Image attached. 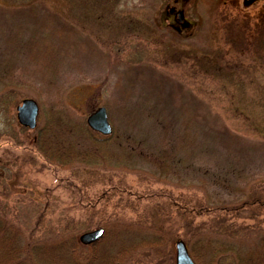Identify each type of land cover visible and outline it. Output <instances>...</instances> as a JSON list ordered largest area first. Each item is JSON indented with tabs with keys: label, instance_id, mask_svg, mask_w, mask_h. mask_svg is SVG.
<instances>
[{
	"label": "rangeland",
	"instance_id": "374dc122",
	"mask_svg": "<svg viewBox=\"0 0 264 264\" xmlns=\"http://www.w3.org/2000/svg\"><path fill=\"white\" fill-rule=\"evenodd\" d=\"M25 98L39 105L35 129L17 119ZM102 106L107 161L66 168L39 154L38 127L88 126ZM256 196L264 0H0V218L21 244L107 226L132 247L125 264H176L180 239L196 264H238L264 245V205L223 207Z\"/></svg>",
	"mask_w": 264,
	"mask_h": 264
},
{
	"label": "trees",
	"instance_id": "16d2710c",
	"mask_svg": "<svg viewBox=\"0 0 264 264\" xmlns=\"http://www.w3.org/2000/svg\"><path fill=\"white\" fill-rule=\"evenodd\" d=\"M38 128L35 146L39 154L50 163L68 168L81 163L86 165L103 163L107 158L102 149L111 135L98 138L85 124H75L65 118L48 121ZM256 203L263 206L264 200L256 196L235 208H223L227 209L226 211H235ZM8 223L0 218V264H125L126 255L132 249L125 240L116 237L118 233L116 230L110 231L106 225L104 236L91 244L89 252H84L81 249V242L71 233L62 232V235L58 234L59 236L54 239L50 237L33 243L27 240L21 244L22 233L13 230L14 227H10ZM261 241L264 242L263 239ZM191 250H189L191 255L195 254ZM255 250L256 252L248 250L246 253L237 252L236 262L264 264V245H255Z\"/></svg>",
	"mask_w": 264,
	"mask_h": 264
},
{
	"label": "water",
	"instance_id": "95a60500",
	"mask_svg": "<svg viewBox=\"0 0 264 264\" xmlns=\"http://www.w3.org/2000/svg\"><path fill=\"white\" fill-rule=\"evenodd\" d=\"M258 0H243V5L248 7ZM183 12H181V20H183ZM38 103L32 98L23 99L22 103L17 108V119L19 123L30 129L37 126L39 116ZM107 110L104 106L99 107L96 112L89 114L87 125L93 130L102 135H110L113 131L112 125L109 124ZM104 235V228H97L89 232H85L80 236V242L83 244H93L99 241ZM176 264H196L191 257L189 250L182 239L176 242Z\"/></svg>",
	"mask_w": 264,
	"mask_h": 264
},
{
	"label": "flooded vegetation",
	"instance_id": "af4514ba",
	"mask_svg": "<svg viewBox=\"0 0 264 264\" xmlns=\"http://www.w3.org/2000/svg\"><path fill=\"white\" fill-rule=\"evenodd\" d=\"M168 16H169V13H168ZM170 16H171L172 20L178 22V24H180V26H181V23L185 24V23H187V20H188L186 17H184V19L181 21V9H179L178 11H174V12L172 11ZM166 18H168V17L166 16ZM171 18H169V19H171Z\"/></svg>",
	"mask_w": 264,
	"mask_h": 264
}]
</instances>
